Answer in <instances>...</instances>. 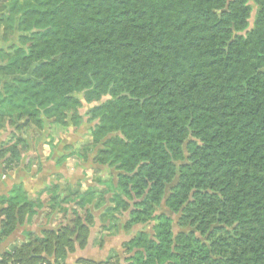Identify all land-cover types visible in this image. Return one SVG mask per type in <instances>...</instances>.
<instances>
[{
    "label": "trees",
    "instance_id": "1",
    "mask_svg": "<svg viewBox=\"0 0 264 264\" xmlns=\"http://www.w3.org/2000/svg\"><path fill=\"white\" fill-rule=\"evenodd\" d=\"M254 2L251 30L247 0L0 4V41L16 39L0 62L2 173L39 172L40 133L66 135L84 117L95 122L90 142L64 159L112 171L97 180L104 191L51 183L31 200L14 185L0 197V242L43 208V194L45 215L60 221L27 232L0 264H64L86 248L107 194L102 217L126 214L125 229L150 232L122 255L76 264H264V0ZM161 204L176 232L171 216L152 214Z\"/></svg>",
    "mask_w": 264,
    "mask_h": 264
},
{
    "label": "crops",
    "instance_id": "2",
    "mask_svg": "<svg viewBox=\"0 0 264 264\" xmlns=\"http://www.w3.org/2000/svg\"><path fill=\"white\" fill-rule=\"evenodd\" d=\"M48 133H50V130H48ZM63 136L65 135L60 137L56 149L51 153L49 150L46 156L43 155V150L38 148L42 159L39 172L26 170L22 164L12 171L3 174L0 162V197L6 196L14 185L22 184L29 198L35 200L38 193L51 183L60 185L67 183L73 185L80 180H83L86 188L92 186L100 191H104L106 189L105 187L100 189L97 185L89 184L90 181L86 178L88 171L93 170L97 172L99 170H104L108 172V175H111L112 171L106 167L92 164L91 162H82L76 168L68 167L70 162L65 160L64 157L67 155L65 148L70 145L66 143V138ZM77 145L80 147V144ZM109 197L110 194H107L105 196V203L101 200V206L97 209L91 208L94 216V224L90 229V237L86 248L83 250L77 249L74 253L68 255L64 264H76V261L80 258L101 262L106 260L112 253L122 255L123 243L129 241L135 233L140 231L135 229V227L125 229L124 225L127 219L125 215H118L114 218L102 217L104 209L109 205ZM48 199L49 196L47 194L40 196L43 208L32 217L30 222L18 226L11 235L0 242V255L5 251L19 247L24 242L27 232L32 231L39 234L41 230L45 228L50 229L56 227L60 221V215L57 213H54L50 217L45 215Z\"/></svg>",
    "mask_w": 264,
    "mask_h": 264
},
{
    "label": "rangeland",
    "instance_id": "3",
    "mask_svg": "<svg viewBox=\"0 0 264 264\" xmlns=\"http://www.w3.org/2000/svg\"><path fill=\"white\" fill-rule=\"evenodd\" d=\"M7 1L8 0H0V4L1 3H6ZM247 3H248V5H250V7L252 9L251 14H250V18L248 20V28H247V30H251L253 28V25H254V20H255V15H256V12H257V8H256L254 0H247ZM15 42H16V39L14 37L12 42H10V43L13 44ZM10 43H3V42L0 41V62L5 61V59L7 57L6 51L8 49V46L10 45ZM2 80L4 81V79H2ZM87 108H88V106L84 104V107L81 110L82 113H84L87 110ZM94 124H95V122H89L87 117H84L83 121H82V124L79 127V129L72 130L69 134L63 136V137L66 138V141H67L66 143L68 145L72 146V147H78L77 144H80V147L82 145L88 144L90 142V137L86 136L85 132H86V130L89 127L93 126ZM48 127H49V125L46 126V128L43 131L42 135L40 133V136H42V138H41L42 140H41L40 146L38 147L39 149L43 150L42 153H43L44 156H46L48 154L49 146L51 145L52 141L55 142L57 139H60V137L62 136V134H53V133H51V135L53 137L52 136L49 137L48 136L49 135L48 134V130H50V129ZM54 142H53V145H54ZM47 143H50V144H47ZM92 157H93V153H90L88 155V159L91 161ZM69 162L70 163H69L68 167L73 168L74 160L73 159L69 160ZM86 178L90 181L89 184L97 185V187H100V189H102L104 187L103 183H98L97 180L101 179L102 182H106V180L109 179V175H108V172H105L104 170H99L97 172H95L93 170H89ZM166 194H167V192H166ZM160 213H163V214H166L168 216H171V218L174 220V223H173L174 226L173 227H174V231L176 232L177 231V227L175 225V223H176L175 215L171 214L165 208V206L163 204H161L159 207L158 206L155 207L154 211L152 212L153 215L160 214ZM124 215L127 218L126 214H123V216ZM150 225L151 224H148L146 226H144V225H135L134 227H135V229H138V230H141L142 227H143V230L150 232V228H151Z\"/></svg>",
    "mask_w": 264,
    "mask_h": 264
}]
</instances>
